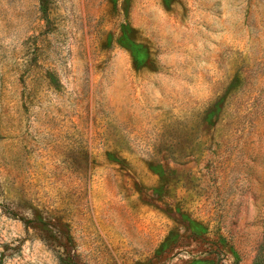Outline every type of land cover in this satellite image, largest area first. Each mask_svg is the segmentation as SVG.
Wrapping results in <instances>:
<instances>
[{"label":"rangeland","instance_id":"1","mask_svg":"<svg viewBox=\"0 0 264 264\" xmlns=\"http://www.w3.org/2000/svg\"><path fill=\"white\" fill-rule=\"evenodd\" d=\"M0 264H264V0H0Z\"/></svg>","mask_w":264,"mask_h":264}]
</instances>
